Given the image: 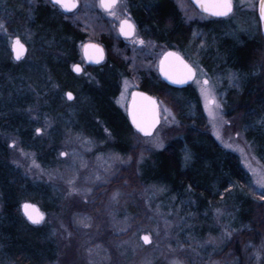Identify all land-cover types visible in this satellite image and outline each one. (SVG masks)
I'll return each mask as SVG.
<instances>
[{
    "label": "rangeland",
    "instance_id": "374dc122",
    "mask_svg": "<svg viewBox=\"0 0 264 264\" xmlns=\"http://www.w3.org/2000/svg\"><path fill=\"white\" fill-rule=\"evenodd\" d=\"M259 1L235 0L231 17L213 20L195 16L191 9L187 12L186 1L175 0L188 22L197 19L201 23L199 29L192 25L195 52L209 53L221 64L215 70L195 64L197 79L193 89L203 107L204 130L210 132L221 149L237 156L250 179L249 190L264 204V162L255 154L245 131L240 126L234 128V118L226 103L228 90L246 87L254 76L260 87L264 84ZM6 11H0V44L6 46L9 54L0 52V70L2 67L10 75L18 71L19 76L2 85L1 102H8L21 80L26 82L18 92L27 95L25 100L32 106L25 117L33 125L28 146L35 151L24 147L26 141L21 135L2 133V156L20 172L22 180L36 186L14 198L8 197L7 203L14 205L20 196H25L31 200L22 201L39 204L47 219L41 228L28 226L16 216L12 209L16 205L4 210L0 191L1 264H264V233L258 240L256 235L254 239H244L241 230L233 227L235 212L230 208L243 199L241 192L235 193L234 189L218 206L201 211L190 197L176 201L181 197L177 191L182 189L183 194L189 190L174 179L177 177L162 175L160 154H173L175 160L183 163V170L186 168L193 178H198L195 174L201 146L197 140L201 139H193L194 146L184 145L183 136L188 128L180 125L172 105L161 101V124L152 137L144 138L128 125L122 132L115 127L116 137L110 124L121 125L123 120L113 110L109 97H90L79 80L61 74L59 16H50V22L36 28H31L28 18L25 26L18 28L13 12L8 8ZM12 27H17L16 34L31 49L18 69L12 68ZM248 45L256 49V57L262 63L261 71L254 75L243 68V58L239 56L240 48ZM164 48L160 50L162 54ZM217 52L221 62L217 61ZM73 66V62L69 63L70 71ZM2 75L0 72V79ZM136 81L135 77L121 80L114 98L115 106L126 119ZM88 82L87 87L96 85L93 79ZM59 85L72 87L75 99L68 100L67 91H72L68 88L61 91L60 98L55 97L53 93H57ZM19 99L22 100L21 95ZM37 105H48L57 115L52 119ZM261 109L264 116V106ZM253 135L264 142V128ZM178 142L182 148L175 147L172 152ZM256 146L264 157L262 145L257 142ZM123 147L130 149L124 151ZM134 171L136 177L141 175L144 179L143 185H129V178H135ZM203 230H209L204 239L199 237ZM142 236L150 239L148 245L143 243ZM236 246L240 250L232 256Z\"/></svg>",
    "mask_w": 264,
    "mask_h": 264
},
{
    "label": "trees",
    "instance_id": "16d2710c",
    "mask_svg": "<svg viewBox=\"0 0 264 264\" xmlns=\"http://www.w3.org/2000/svg\"><path fill=\"white\" fill-rule=\"evenodd\" d=\"M15 1L16 0H0V11L6 13V10L8 8L10 12H14L16 8L14 6ZM147 1L148 3L150 2V5H147L151 9V14L154 17L153 23L159 27V30H161V41L163 43H167L168 45L171 42L170 40L173 39L179 44L184 45L187 41V38H189L190 30L184 27L183 19L180 18V16L177 14V10L173 6L171 0ZM3 3H5L4 8ZM189 5H191L192 10H194L193 12L195 16H202L191 3ZM252 12L256 16V12ZM178 18L180 19L178 20ZM49 20L50 16L39 19V21L35 23V28L44 23L50 22ZM59 22L61 24H57L59 26V29L57 30V38L61 42L60 47L62 48L65 57L61 63H58V65L61 66L62 75H70L71 77L75 78L70 74V70L68 67L70 61H75L77 59L74 45V28L71 21H63L62 17H59ZM189 24L191 26L193 25V27L195 28L201 25V23H198L197 19L189 22ZM258 33L259 38H261V44V42H263V38L261 36L259 26ZM3 50L7 52V54H9L8 49L2 43L0 44V52L2 53ZM239 51L240 58H243L242 65H245L243 66V68H245V70H248V73L254 75L261 71L262 63L258 59L259 57H256V49H252L250 45H248L246 47L240 48ZM216 58L217 61L221 60L218 52L216 53ZM16 65L13 64L12 68L18 69L19 67H22L24 65V62ZM122 67L123 66L119 64L113 67L112 70L104 69L101 71L99 69L98 77L100 79V82L96 83V85H93L90 89H88V91H85L86 95H90V97H94L96 95L103 96V94L104 96L109 97V100L113 105V110L119 113L123 120L121 125L119 124L115 126L110 124L109 128L114 131L116 137L117 135L115 127H118L117 132L124 131L126 125L130 127L126 117L123 116V114L114 104V98L117 96L119 90L117 81L119 79V75L122 72ZM19 70H21V68ZM9 71L13 70L10 68ZM0 72L3 73L2 78L0 79V133L9 131L19 134L21 135L23 140L26 141L24 147L28 150H34V147L31 148L28 146L33 125L30 124L28 122V118L25 117L27 109H30L32 106L25 100L27 99V95L23 96L18 92V89L22 86H25L26 82L21 80L19 82L17 90L13 92L8 102L3 103L1 102L3 100V97L1 96V93L3 92L2 85L5 84V81L8 83L10 79H12V81L15 80L19 76V72L16 71L15 74L10 75L8 72L2 70V67ZM257 81L258 80H255L254 76L250 84L246 85V87L233 88L228 90L226 103L227 108L229 109V114L234 118V128L240 126L245 131V136L247 137L248 142L253 145L255 154L264 162V157L256 146L258 142L264 148V142L257 140V137L253 135L255 132L261 131L264 128V116L261 109V107L264 106V84L260 87ZM52 84L53 83H51L50 85ZM66 88L73 90V88L70 86L64 85L62 87L61 85H59L57 93H53V95L57 98H60L59 94H61V91ZM147 89H149L150 92L157 96L160 101L165 102L170 106L172 105L173 109H175L176 113H178L180 125L185 126L184 128H188L187 132H184L183 136L184 145L191 144L194 146L195 143L193 144V142L195 141H193V139H201L197 140V144L201 146V151L198 153L199 167L195 174L196 176H198V178H193L194 175L190 174L186 168L185 170H183V163L179 160H175L173 154L168 152H161L160 154L162 158V175L170 179L177 177L174 179L182 182L183 186L188 188L189 190L187 193L183 194H181L182 189L177 191L176 193L181 195V197L176 198V201L178 200L179 202H183V200H186L190 197L191 199H193L192 202L194 201V205H196L195 202H197L199 207L202 208H196V210L198 209V211H201L207 208L212 209L218 206L219 203H221V201L226 199L229 195H231L233 190L235 189V193H237V191L241 192V195H243V199L240 202L237 201V203H235V206L237 207L236 209L235 206L234 208H230L231 211L233 210L235 212L233 213L235 217L233 227L235 230H241V232L243 233L242 237L244 239H254V236L256 235V238L258 240L264 233V208H262L263 203H261L260 200L255 199V195L249 190L248 186L250 179L247 178L246 172L239 162L237 156L221 149L210 132L204 130L205 119L203 107L200 99L196 96L195 91L192 88L184 90H174L164 83H162L161 85L159 84L157 87ZM20 95L22 100L19 99ZM32 101L35 100L32 99ZM48 105H37L36 108L39 107L43 110L45 109V113L48 115L50 114V117L56 116L57 112H54L52 109H50ZM13 111H15L16 113L10 115ZM53 117L51 118L53 119ZM180 142L172 147V152L173 150H175V147L179 149L182 148L183 145L181 146ZM123 149L124 151H128L130 148L126 149L123 147ZM38 159L41 163H44L43 159L40 156ZM132 171L133 169L129 170L130 173H132ZM0 174L2 175V178H0V190L3 195L4 210L7 211V208H12V206L16 205V209H12H15L16 216L20 217L26 224V222L20 215L19 203L22 200L29 198L20 196L17 199V203H15L14 205H10L9 203H7V198H14L21 191L25 192L27 189H35L36 186L29 181L22 180L20 172L14 167H11L6 159L0 161ZM134 175L135 178H129L130 180L128 183L130 186L131 183L133 184V182L137 184L139 183V185H143L145 183L141 175L139 177H136L135 171ZM123 179L126 180V178ZM207 231L203 230L202 233H200L199 237L204 239L206 237ZM239 250L240 249L238 247L234 249L232 256H237V252H239ZM7 252L10 254L9 251ZM136 257L140 259L141 256L140 254L136 253Z\"/></svg>",
    "mask_w": 264,
    "mask_h": 264
},
{
    "label": "flooded vegetation",
    "instance_id": "af4514ba",
    "mask_svg": "<svg viewBox=\"0 0 264 264\" xmlns=\"http://www.w3.org/2000/svg\"><path fill=\"white\" fill-rule=\"evenodd\" d=\"M77 1L78 6L75 11L65 13L59 5L53 2V0H16L14 3L16 8L12 14L14 22L18 23L16 25L18 28L25 26L24 23L28 20V18L31 19L29 20L31 21V24L37 23L39 19H43L46 16L54 15L62 17L63 21H70L73 19L72 25L75 33L74 45L77 59L69 62L74 63L70 74L79 80V82L84 86L85 91H88L91 87H87V83H90L88 81L93 79L96 83L100 82L98 77L99 69L101 71L104 69L112 70L113 67L119 64L123 66L122 72L117 81L119 87L120 82L123 79H129L131 77H135V79H137L135 87L130 92V99L133 91L136 90L155 96L147 88L157 87L162 83L174 90L193 89V83L197 79V63L202 65L205 70H215L221 65L210 57L209 53H200L198 52L199 50L195 52V47H197V45L192 41V28H190L192 26H190L189 22L186 20V16L183 14L182 9L179 8V5L175 2V0H171V2L177 10V14L183 19L184 27L190 30L189 38H187L184 45L179 44L173 39L170 40L171 42L168 45L167 43H163L161 41V30H159V27L153 23L154 17L151 14V9L147 5H150V2L148 3L147 0H125V5L124 3L121 4L123 0H117L115 5H110L108 0ZM185 1V9L187 12L190 9L192 11L191 5H189L190 3L192 4V2L190 0ZM104 2L106 6L104 5ZM28 10L29 12L27 14ZM180 18H178V20ZM31 24V28H34L35 25L33 26ZM17 27H12L11 32L14 35L12 44L14 39L18 38L27 49V54L21 61L14 60L15 64H21L26 60L28 55L31 54V49L29 45L23 42L21 36L16 34L17 31L15 29H17ZM125 30H127L129 34L126 35ZM88 45H96L97 47L103 49L105 53L103 62L95 64L87 61L84 51L85 47ZM162 47H165L164 49H166L163 54L160 51ZM58 48H60L58 50H60V55H62L61 60H64L65 56L63 54V50L60 46ZM91 49H94L93 46ZM93 51V55L89 56V59L96 58L95 53L97 50L94 49ZM168 51H174L180 54L183 59L191 65L193 69H195V78L184 88L179 89L170 86L161 77V60L163 55ZM200 54L202 59L199 56ZM86 76H90L92 79H86ZM69 92L73 93V90ZM155 97L160 102L161 111V101L157 96ZM74 99L75 95L73 100ZM6 133L15 135L13 132L9 131H6L5 134ZM3 148L4 146L0 143V161L6 159L2 156V152H5ZM7 162L9 163L8 159ZM9 165L13 167L10 163ZM0 178H2L1 174ZM1 257L2 256L0 254V264Z\"/></svg>",
    "mask_w": 264,
    "mask_h": 264
},
{
    "label": "water",
    "instance_id": "95a60500",
    "mask_svg": "<svg viewBox=\"0 0 264 264\" xmlns=\"http://www.w3.org/2000/svg\"><path fill=\"white\" fill-rule=\"evenodd\" d=\"M108 1L110 2V5L112 4L115 5L117 2V0H108ZM191 1L200 12L206 15H210L212 17H216V18L228 17L234 11V1L233 0H232V10L227 15H216L214 13L208 12L206 10V5L208 3V0H203L204 6H202V4L198 2V0H191ZM53 2L59 5L65 13H71L75 11V9L78 6L77 0H53ZM262 3H264V0L259 1L258 11H259V16L262 22L263 32H264V11H262L261 9ZM104 5L106 6L105 2H104ZM92 46L95 50H97V52L95 53V56H96L95 59H89V56L93 55L92 52H94L93 51L94 49H91ZM12 52H13L14 59L16 61H21L26 56L27 49L25 45L18 38H16L14 39L13 44H12ZM84 54L88 62H92L95 64H99L103 62L104 57H105V53L103 49L97 47L96 45L86 46ZM184 62L186 61L183 59V57L174 51H168L163 55L162 60H161V65H160V73H161L162 79L168 85L173 86L175 88H184L193 81V79L195 78V72L191 76L186 75L187 67L183 66ZM172 64L180 65L181 67L175 73L170 72L168 75H166L165 68ZM186 65H189V64L186 62ZM170 76L172 78H170ZM179 80H183L184 82L183 83L177 82ZM69 93L71 92L67 93V97L70 101H72L74 98V94L71 93V95H69ZM134 101L136 102L137 105H139L141 102L149 106H151L153 103L156 105L155 114H156L157 122L153 125V127L148 132L141 131V129L137 127L136 122L133 120L132 111H133ZM127 116H128V120L131 126L134 128L136 132H138L142 137H146V138L152 137L161 124L160 102L155 96H152L146 92L139 91V90L133 91L129 105H128V109H127ZM20 211L24 219L33 227L42 226L47 219L46 212L42 210L38 204L33 203L31 201L23 202L20 205ZM36 221H39V222H36ZM145 237L147 236H142L141 240L143 241L144 244L148 245L150 243V239H146Z\"/></svg>",
    "mask_w": 264,
    "mask_h": 264
},
{
    "label": "snow or ice",
    "instance_id": "6c2138e0",
    "mask_svg": "<svg viewBox=\"0 0 264 264\" xmlns=\"http://www.w3.org/2000/svg\"><path fill=\"white\" fill-rule=\"evenodd\" d=\"M198 2L204 6L203 0H198ZM261 9L264 11V3L261 4ZM206 10L216 15H227L232 10V0H208ZM125 34H129L127 30H125ZM183 66L187 67L186 75L191 76L195 72V69H193L190 65H186V62H184ZM180 67V65L175 64L169 65L165 68V74L168 75L170 72L175 73ZM170 78L172 77L170 76ZM177 82L183 83L184 81L179 80ZM69 95H71V93H69ZM213 103H215L214 100ZM155 109L156 105L154 103L149 106L143 102L139 105H137L135 101L133 102L132 117L141 131L148 132L157 122ZM145 238L149 239L148 237Z\"/></svg>",
    "mask_w": 264,
    "mask_h": 264
}]
</instances>
